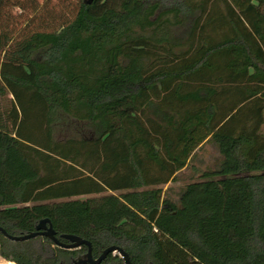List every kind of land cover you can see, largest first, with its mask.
<instances>
[{
  "label": "trees",
  "instance_id": "1",
  "mask_svg": "<svg viewBox=\"0 0 264 264\" xmlns=\"http://www.w3.org/2000/svg\"><path fill=\"white\" fill-rule=\"evenodd\" d=\"M263 125L264 0H0L11 235L49 218L94 257L116 245L133 264H264ZM209 141L222 159L201 170ZM86 252L0 231L18 264Z\"/></svg>",
  "mask_w": 264,
  "mask_h": 264
},
{
  "label": "water",
  "instance_id": "2",
  "mask_svg": "<svg viewBox=\"0 0 264 264\" xmlns=\"http://www.w3.org/2000/svg\"><path fill=\"white\" fill-rule=\"evenodd\" d=\"M0 231L11 240H28L34 238L38 235H44L50 238L56 245H59L63 248H77L82 245L87 246V252L84 253L81 257L74 260V264H101L103 260L110 254L116 253L119 254L123 259L124 264H133L129 258V255L119 246L112 245L107 247L98 257H94L92 255V246L91 243L80 236L75 234L65 233L62 234L61 237L68 240V242H62L56 236V232L52 226V223L49 218H43L39 221V223L35 227V231L21 234V235H11L9 234L3 227L0 226Z\"/></svg>",
  "mask_w": 264,
  "mask_h": 264
},
{
  "label": "rangeland",
  "instance_id": "3",
  "mask_svg": "<svg viewBox=\"0 0 264 264\" xmlns=\"http://www.w3.org/2000/svg\"><path fill=\"white\" fill-rule=\"evenodd\" d=\"M39 1H45V0H39ZM53 3H59L60 0H51ZM262 131L264 132V125L262 127ZM222 159V155L219 152L218 147L216 146V144L214 142H206L203 147L198 151L197 156L195 158V160L193 161L194 164H196L197 166H199V168L201 170H206V169H215L220 160ZM191 181L194 180H189V181H182V182H169L168 184H166L164 186V189L168 188V187H174V188H178L180 186H183ZM175 197L177 198L178 195L177 193L175 194ZM64 199H58L57 201H61ZM0 263L1 264H5L6 260L3 259L0 256Z\"/></svg>",
  "mask_w": 264,
  "mask_h": 264
},
{
  "label": "built area",
  "instance_id": "4",
  "mask_svg": "<svg viewBox=\"0 0 264 264\" xmlns=\"http://www.w3.org/2000/svg\"><path fill=\"white\" fill-rule=\"evenodd\" d=\"M114 254H116V253H114ZM10 262H14L15 264H18L17 262L12 261V260H6V263H5V264H8V263H10ZM0 264H1V263H0Z\"/></svg>",
  "mask_w": 264,
  "mask_h": 264
},
{
  "label": "bare ground",
  "instance_id": "5",
  "mask_svg": "<svg viewBox=\"0 0 264 264\" xmlns=\"http://www.w3.org/2000/svg\"><path fill=\"white\" fill-rule=\"evenodd\" d=\"M8 264H11V262H10V263H8Z\"/></svg>",
  "mask_w": 264,
  "mask_h": 264
}]
</instances>
